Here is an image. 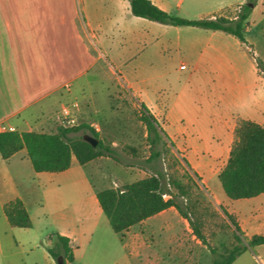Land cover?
Listing matches in <instances>:
<instances>
[{
  "label": "crops",
  "instance_id": "0c3cea01",
  "mask_svg": "<svg viewBox=\"0 0 264 264\" xmlns=\"http://www.w3.org/2000/svg\"><path fill=\"white\" fill-rule=\"evenodd\" d=\"M152 1L188 17H234V9L244 0ZM263 4L264 0H257L248 21ZM66 6L74 13L62 11ZM92 49L96 59L101 50L110 60L122 63L118 69L123 79L156 116L174 146L186 149L190 166L211 195L228 205L229 200L211 192L210 182L227 159L236 119L248 117L264 124V77H260L254 56L231 33L137 16L132 14L128 0H0V124H10L19 131H55L65 113L76 118L79 108L73 103L68 108L66 99L83 84L77 80L92 69ZM173 58L180 61L179 69L190 66V71L198 72L200 83L164 95L147 78L136 80L130 75L136 67L150 65L156 69ZM91 125L97 129L96 124ZM24 153L27 150L22 147L9 157L0 156L11 159L19 155L25 161ZM108 157L100 155L81 164L72 155L66 169L35 171L55 180L56 186L68 181L71 189L86 186L95 195L99 189L95 190L89 175L81 172L82 166ZM6 192L4 175H0L1 207L15 196ZM16 196L26 204L22 194ZM241 198L248 199L247 207L234 213L242 233L247 238L264 233V192ZM171 208L175 207L157 213ZM61 233L70 237L74 249L78 247L72 229Z\"/></svg>",
  "mask_w": 264,
  "mask_h": 264
},
{
  "label": "rangeland",
  "instance_id": "374dc122",
  "mask_svg": "<svg viewBox=\"0 0 264 264\" xmlns=\"http://www.w3.org/2000/svg\"><path fill=\"white\" fill-rule=\"evenodd\" d=\"M237 10L238 7L234 9ZM62 11L74 13L67 6ZM263 34L264 4L248 21L245 32L248 44L243 45L244 49L250 50H247L248 54L253 53L264 60ZM92 53V69L77 80L83 84L68 94L66 104L68 108L72 103L73 107L79 108L74 123L96 124L99 135L118 152L120 161L109 156L99 159L98 164L82 166L81 172L89 175L96 190L133 181L153 170L144 161L149 155V144L145 125L140 119L138 93L123 79L118 69L122 63L110 60L104 51L99 50L97 59L93 49ZM179 62L178 58H173L156 69L150 65L136 67L131 69L130 75L136 80L145 77L150 85L161 88L164 95H171L200 83V74L190 71V66L179 69ZM258 72L264 77L262 69ZM63 118V123L74 124L68 120L69 113ZM84 132L80 129L70 134L83 135ZM160 148L157 164L164 173V182L190 219L200 222L204 240L195 235L192 224L176 208L152 214L121 235L111 228L88 187L73 190L68 181L54 185L55 180H48L42 175L44 173L33 169L24 153L25 161L19 155L11 159L0 156V175H4L5 195L24 196L32 224L29 227L11 225L0 205V264H57L46 245L51 242L50 236L54 232L69 229L76 233L74 243L78 246L74 249L75 260L70 264H212L215 256L233 244H246L247 235L240 232V238L235 237L237 231L221 205L231 210L235 217L234 210H244L248 199L228 197L218 178L214 177L210 182L211 192L230 201L228 205L219 202L184 161L186 149H177L168 140L162 142ZM217 168L218 165L214 169ZM172 179L185 184L186 193L182 194ZM258 246L247 245L230 264H264V244Z\"/></svg>",
  "mask_w": 264,
  "mask_h": 264
},
{
  "label": "trees",
  "instance_id": "16d2710c",
  "mask_svg": "<svg viewBox=\"0 0 264 264\" xmlns=\"http://www.w3.org/2000/svg\"><path fill=\"white\" fill-rule=\"evenodd\" d=\"M128 1L134 15L172 25H196L222 30L234 35L242 45L248 44L245 36L248 17L257 2V0H244L239 5L234 17L222 14L188 17L169 12L152 0ZM254 58L258 68L264 71V60L259 56H254ZM140 107V119L145 125L146 139L149 144V155L144 161L153 170V173L121 185L97 190L95 193L97 202L115 232L122 234L131 225L164 208L174 206L192 224L195 235L204 240L200 222L190 219L188 213L176 201L174 194L164 182L162 169L157 164V158L161 154L160 144L165 140H168L173 146L175 144L143 101H140ZM80 129L98 138L95 145L84 139L83 135H70V132ZM22 147L26 148L32 167L36 171L66 169L70 166L72 155L81 164L100 155H108L116 161H120L114 146L99 135L98 129L84 121L71 125L60 124L55 131H19L17 129L0 131V154L2 157H9ZM183 159L190 166L187 158ZM194 173L200 178L197 172L194 171ZM217 178L224 192L230 198L250 197L264 192V124L248 117L236 119L234 138L227 159L217 172ZM172 182L182 194L186 193V185L179 179H172ZM166 194L168 195L166 196ZM2 208L11 225L31 226L30 214L21 197L14 196L7 199ZM221 208L234 225L237 231L235 237L239 239V233L242 232L240 225L231 212L222 205ZM50 239L51 242L46 245L48 253L55 260L62 257L63 264H70L74 260V245L70 237L60 232H54ZM259 243H264V233H253L247 238L246 244L235 243L220 252L213 258L212 264H230L247 245Z\"/></svg>",
  "mask_w": 264,
  "mask_h": 264
},
{
  "label": "built area",
  "instance_id": "2783aa9c",
  "mask_svg": "<svg viewBox=\"0 0 264 264\" xmlns=\"http://www.w3.org/2000/svg\"><path fill=\"white\" fill-rule=\"evenodd\" d=\"M180 66L181 67H185V63H181ZM66 112H67V110H66ZM68 120L70 122H72V123L75 122V118L72 117V116H69ZM64 121H65V119L63 118L62 119V124H65V123H63ZM65 125H67V124H65ZM13 129H14V127L12 125H10V124H4V123L0 124V131L1 130H13Z\"/></svg>",
  "mask_w": 264,
  "mask_h": 264
},
{
  "label": "water",
  "instance_id": "95a60500",
  "mask_svg": "<svg viewBox=\"0 0 264 264\" xmlns=\"http://www.w3.org/2000/svg\"><path fill=\"white\" fill-rule=\"evenodd\" d=\"M83 138L88 140L89 142H91L93 145H95V143L97 142L98 138L94 137L93 135L89 134V133H85L83 135ZM57 264H63V260L62 257H58L56 260Z\"/></svg>",
  "mask_w": 264,
  "mask_h": 264
}]
</instances>
